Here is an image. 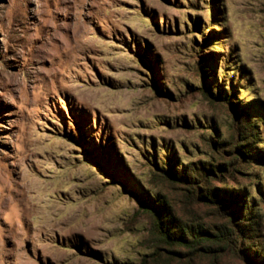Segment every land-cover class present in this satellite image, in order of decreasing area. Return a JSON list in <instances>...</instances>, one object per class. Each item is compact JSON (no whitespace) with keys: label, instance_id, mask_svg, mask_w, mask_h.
I'll list each match as a JSON object with an SVG mask.
<instances>
[{"label":"rangeland","instance_id":"374dc122","mask_svg":"<svg viewBox=\"0 0 264 264\" xmlns=\"http://www.w3.org/2000/svg\"><path fill=\"white\" fill-rule=\"evenodd\" d=\"M209 51L242 111L205 88ZM257 116L264 0H0V264H257L159 247L138 193L167 197L185 220L228 223L214 210L230 220L226 202L188 206L163 169L167 156L194 175L236 162ZM208 174L250 199L251 177L264 185V165Z\"/></svg>","mask_w":264,"mask_h":264},{"label":"trees","instance_id":"16d2710c","mask_svg":"<svg viewBox=\"0 0 264 264\" xmlns=\"http://www.w3.org/2000/svg\"><path fill=\"white\" fill-rule=\"evenodd\" d=\"M208 41L212 45H216L215 41L218 40L211 37ZM213 48L215 49V47ZM214 54L216 52L209 51V53H205L206 57L204 56L203 63L211 68L205 71V76H207L210 84L205 88L209 89L208 91L212 96L215 95L217 90L216 99L229 101L230 104H233L234 100L238 101L237 105L235 104L236 106L233 104L235 111L238 113L242 109L238 92H235V86H232L233 84L230 82L229 86L234 89L231 97L226 94L224 87L217 86L218 79ZM231 71L236 73V70ZM211 73L212 75H210ZM224 78L225 74L220 77V80L224 82ZM244 113L248 114L249 112ZM256 119L252 121L250 118L249 123L245 124L243 131H241V138L235 146L236 162L225 160L223 164H210L209 168H206L205 165L202 166V169L195 166L196 174L194 175L190 174L189 169L185 167L181 170L178 169L179 165L175 163L177 161L175 156H167L168 163L165 164V169H163L164 174L168 176L169 174L175 175V178L186 187L184 189L186 192L184 199L188 206L209 204L213 207L220 201L226 202L229 208L230 220L224 209L220 207H218V210L213 209L217 212L218 219H227L228 223L215 226L212 229L197 220H185L176 215L175 209L167 197L158 194L152 198L149 192L143 189V194L137 191L141 196L143 206L154 217V233L159 242V247H165L173 251L177 249L185 250L189 252L191 257L205 256L216 259L225 254L239 251L245 258L254 263L264 264V215H262L260 209V205L264 204V185L262 181L256 180L258 178L255 176L251 177V181L256 184L260 196L256 199H250L248 190L240 184H237L235 186L237 188H235L226 183V180H223L222 183L225 187L220 189L211 184L212 181L208 174L216 176L220 172L224 176L229 175L227 179L233 177L231 176L233 174L245 177L250 175V170L258 169L261 165H264V148L259 146L264 139L260 124L264 122L259 120L261 118L258 116ZM213 145L217 146L216 144ZM166 166H168V169H166ZM251 242L255 243L252 248L250 246ZM159 247L158 249H162ZM253 248L255 249L253 250Z\"/></svg>","mask_w":264,"mask_h":264}]
</instances>
